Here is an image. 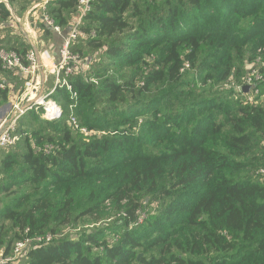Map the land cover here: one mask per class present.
Segmentation results:
<instances>
[{"label":"trees","instance_id":"16d2710c","mask_svg":"<svg viewBox=\"0 0 264 264\" xmlns=\"http://www.w3.org/2000/svg\"><path fill=\"white\" fill-rule=\"evenodd\" d=\"M77 3L48 7L64 31ZM10 16L0 2V21ZM82 29L96 37L75 53L120 36L105 55L119 71L134 69L97 75L98 84L76 75L69 79L76 99L66 88L53 95L65 115L75 103L78 114L88 108L82 124L102 135L75 133L66 118L40 121L33 111L37 126L27 130L20 124L26 117L20 120V141L0 151V194L13 185L29 189L0 208V255L111 208L117 221L107 231L54 239L20 264H264V178L246 174L244 159L264 137V102L245 104L233 90L206 96L194 77L210 89L242 84L246 64L259 58L264 75V0H97ZM258 89L260 99L264 81ZM0 97L7 102V92L0 89ZM257 161V170L264 167V153Z\"/></svg>","mask_w":264,"mask_h":264},{"label":"built area","instance_id":"2783aa9c","mask_svg":"<svg viewBox=\"0 0 264 264\" xmlns=\"http://www.w3.org/2000/svg\"><path fill=\"white\" fill-rule=\"evenodd\" d=\"M57 1L58 0H42L40 4L32 6L29 13L31 15L38 9L40 15L37 20H39L42 25L51 29L54 34L62 38L59 49V60L57 62L50 51L43 50L39 53L36 50L35 47L39 46L40 42L36 33H33V39L35 40L33 47L27 49L24 53L6 47L0 48V65L2 70L12 73L13 76H17L23 81L22 93L13 101L9 114L0 125V151L10 150L17 145L21 139V136L18 134V124L22 118L32 111L38 108L41 109L43 120H60L63 117L64 111L53 99V95L59 89L63 88L68 89L71 93L74 92L69 79L76 75L85 77V70L81 67L83 63L81 56L75 53L73 48L83 41L96 37L95 31L87 33L82 28L85 19L92 11L93 3L97 0H78L76 15L67 31H64L57 25L48 12V5ZM0 2L6 3L7 8L11 12L10 4L7 0H0ZM19 23H21L20 20ZM31 29L35 30L33 25H31ZM48 61L53 63V69L47 65ZM261 61V58L257 60V64L248 71L249 73L246 75L244 83L240 84L236 91V94L240 95L242 102L245 104H258L257 100L260 96L258 85L264 81V75L259 68ZM186 68H189V64H186ZM42 71L45 72L44 75L51 74L54 77L53 89L46 95L42 94L46 84V79H43L41 75ZM246 86L250 87L248 92L244 91V87ZM0 89L2 91L10 90V86L2 83ZM76 96L77 94L75 93L74 97ZM73 126L78 128L74 120ZM80 132L84 133L82 131ZM53 151V146H46V154H51ZM258 175L264 178V167L258 170ZM141 218L142 216H140L138 220L139 224L143 223ZM52 237V235L47 234L18 241L14 246L12 255L8 257L0 255V264H20L29 251L51 243Z\"/></svg>","mask_w":264,"mask_h":264},{"label":"rangeland","instance_id":"374dc122","mask_svg":"<svg viewBox=\"0 0 264 264\" xmlns=\"http://www.w3.org/2000/svg\"><path fill=\"white\" fill-rule=\"evenodd\" d=\"M42 2V0H17V2L14 4V7H16L17 9V14L19 16H16V20L14 21L16 26V29L18 32L17 33H25L27 38H29L30 40H32L33 43H35V40L33 39L34 35L33 33H36V35L38 36L39 39V46L41 51L43 50H48L51 53L55 54V46H56V42L57 39L55 38H51L49 37V35L45 34V31L42 28V25H40V21L36 19V17H33L31 14L29 16V18H27V20H21V18L23 17L24 14H26V11L31 10V7L37 4H40ZM51 5H53V3H51ZM51 5L49 4L48 7L50 8ZM11 8V7H10ZM52 8H54V5L52 6ZM38 10V9H36ZM11 13H12V9H11ZM76 14V13H75ZM40 15V11L37 15V17ZM75 16V15H74ZM19 20L21 21V23H19ZM22 23H23V27L24 30L22 28ZM34 23V27L35 30L31 29V25ZM8 21H0V37L3 35L5 36V38H3L2 40L0 39V48L1 47H24V44H22V39L19 36H11V31L13 30V28L8 29ZM21 25V26H20ZM5 26V27H4ZM20 26V27H19ZM7 27V28H6ZM2 28V29H1ZM18 35V34H17ZM16 37V38H15ZM120 37V36H119ZM119 37H115L112 40H107L104 39L103 43H104V47H94V46H89V45H85L82 50L81 53H78L81 56V60L83 61V63L81 64V67L85 70V79L87 82L92 83V84H98L101 80L100 78L98 79L96 76L100 75V76H106V75H112V74H129L131 73V71H133L134 68H125L122 71H119L120 69H116L115 65L113 64V61H111V59H109L106 55H105V51H106V45H108L111 41L119 38ZM58 54V51L57 53ZM93 63L91 64L90 62ZM48 66L53 69V63L51 61L47 62ZM89 64V66H88ZM257 64V62H253V63H247L246 64V69L248 68V71L255 65ZM264 67V66H263ZM119 71V72H117ZM99 73V74H98ZM249 73V72H248ZM247 73V74H248ZM246 74V75H247ZM47 75L49 77H47ZM197 81L200 84V89L206 91V96H210V95H216V94H228L230 91H234V93H237V89L240 86V84L233 82L234 80H232L231 82H224L218 85H215L213 87V89H210V84H204L201 77L199 75H195L194 76ZM44 79H46V86H51L54 85V78L51 74H45L44 75ZM143 82L140 83V85H142ZM17 86L19 87L16 91V93H18V91L21 89V84L18 82ZM21 86V87H20ZM165 90L164 86H161L160 88L156 89L154 92H151L150 97H152L154 94L159 93L160 91ZM48 93V91L46 93H44V91H42V94L46 95ZM71 95V100L76 99V97H74L75 93L74 92H70ZM240 95L235 94L234 98H239ZM15 98V97H14ZM17 98V97H16ZM15 98V99H16ZM12 97L9 96V104H7V106H4L2 108H0V116H4L3 118L5 119L7 117V115L9 114V110L11 108V105L13 103V101L15 99H13V101L10 104ZM54 99V98H53ZM239 99H242L241 97ZM55 100V99H54ZM56 101V100H55ZM259 104L264 102V97H261L260 99L257 100ZM57 102V101H56ZM57 104L62 107L63 106L61 103ZM106 104V100H101V102L98 104L97 109L99 112L102 111L103 107ZM77 103H75V105H71L68 109L70 111V116L69 115H65V112L63 114V117L60 120H64L66 122L67 119V125L72 129V131L76 132H84V134L92 136V135H102L99 132H97L96 130H90L89 128H87L86 126H84L82 123H85L87 117L89 116V110L86 107H81V113L78 114V112L76 111L75 107H77ZM6 110V111H5ZM5 111V112H4ZM64 111V109H63ZM34 115L33 117L36 119H40V121H43V114H42V110L41 109H36L35 111H33ZM80 117V119L77 117V115ZM26 118L23 120V122H21V126L27 130L32 129L33 127L37 126L39 123L41 122H36V124H34L32 122V116L30 117V115H26ZM66 118V119H65ZM3 119V120H4ZM142 119V118H140ZM73 120L75 121L76 125L78 126V128H76L75 126H73ZM48 121V120H46ZM48 122H56L55 120L53 121H48ZM20 134H23L22 131H19ZM48 146H51L50 144H48ZM54 152V151H53ZM264 153V137L259 136L256 140V142L253 144V148L251 150V152L244 158L245 161L247 163H251V166H249L246 169V174H250L252 176H255L257 171L256 166L258 165V157L262 156ZM2 155V154H1ZM1 179H3L2 175L0 174V181ZM29 189L28 186L23 185V186H15L13 185L11 187V189L9 190L11 193L6 192L3 194H0V208H2L4 205H13V201L17 196H20L22 193H24L25 191H27ZM31 192V190H30ZM15 193V194H12ZM147 201L144 202V205H147ZM155 205H151L148 209L149 211H152L154 209ZM115 211H113L111 208L105 210L103 212L102 215H97L94 217L91 216H84V217H80L77 220H72L70 223L60 227L57 232H56V236L52 237V241L54 239H62V238H73V239H77L79 238V236L82 233H88L91 231H96V230H104L107 228L108 226H113V224L116 223L117 219L114 220L115 218ZM142 221L144 223V221L147 219V215L146 214H142ZM121 228V227H120ZM9 233V236H11L12 231H7ZM108 239L109 242H113V240L115 239V237L113 238V236L111 235V233L108 231ZM113 238V239H112ZM51 241V242H52ZM2 249V246H0V250Z\"/></svg>","mask_w":264,"mask_h":264},{"label":"crops","instance_id":"0c3cea01","mask_svg":"<svg viewBox=\"0 0 264 264\" xmlns=\"http://www.w3.org/2000/svg\"><path fill=\"white\" fill-rule=\"evenodd\" d=\"M10 7H11V9H12V15L10 16V18L7 20L8 21V23H9V25L7 26V24H6V26L8 27V29H11V28H13V30L11 31V36H13V35H15V36H19V37H21V39H22V44H24V47H21V48H18V47H12V48H14L15 50L17 49V50H19V49H21V50H23V52L25 51H27V49H29V48H31V47H33V42H32V40H30L29 38H27V36H26V34L25 33H17L18 31L17 30H15L16 29V24H15V20H16V16H19L18 14H17V9H16V7H14V4H11L10 5ZM32 8V7H31ZM27 13L26 14H24L23 15V17L21 18V20L23 21V20H27V18H29V16H30V10L29 11H26ZM38 13H39V10H36V11H34L32 14V16L33 17H36V19L38 18L37 17V15H38ZM12 24V26H11V24ZM30 25H33V27H34V23H32V24H30ZM40 25H42L41 23H40ZM21 26V25H20ZM19 26V27H20ZM5 27V26H4ZM6 27V28H7ZM22 28H23V23H22ZM2 29V28H1ZM34 29H35V27H34ZM23 30H24V28H23ZM18 34V35H17ZM14 37V36H13ZM51 37H53V36H51ZM3 38H5V36H1L0 37V39L2 40ZM16 38V37H15ZM54 38L55 39H57V42H56V46H55V54H53V56H54V59H55V61L57 62L58 60H59V49H60V46H61V42H62V38L60 37V36H57V35H54ZM5 47V46H4ZM7 48V47H6ZM11 47H8V49H12ZM36 48V50L40 53V51H41V49H40V47H38V46H36L35 47ZM57 51H58V54H56L57 53ZM44 71H42V73H41V75H42V78L44 79ZM47 77H49L48 75H47ZM54 78V77H53ZM20 83L21 84V89L18 91V93H16V91H17V89L19 88L18 86H17V83ZM2 83L3 84H7V85H9L10 86V90H6L5 92H7V97H8V100H7V102H3V98L2 97H0V108H2V107H4V106H7V104H9V96H11L12 97V99H11V101H10V104H11V102L13 101V99H15L18 95H20L21 93H22V91H23V81L19 78V77H17V76H13L12 75V73H9V72H4L3 70H2V68H1V65H0V85H2ZM54 84V83H53ZM53 86L54 85H51V86H46V84H45V86H44V93H46L47 91L49 92V91H51L52 89H53ZM15 97V98H14ZM6 111V110H5ZM4 111V112H5ZM4 116H0V125H1V123H2V121H3V118Z\"/></svg>","mask_w":264,"mask_h":264},{"label":"water","instance_id":"95a60500","mask_svg":"<svg viewBox=\"0 0 264 264\" xmlns=\"http://www.w3.org/2000/svg\"><path fill=\"white\" fill-rule=\"evenodd\" d=\"M249 90H250V87L249 86L244 87V91L245 92H248Z\"/></svg>","mask_w":264,"mask_h":264}]
</instances>
